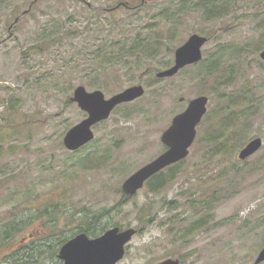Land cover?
I'll list each match as a JSON object with an SVG mask.
<instances>
[{
    "label": "rangeland",
    "instance_id": "rangeland-1",
    "mask_svg": "<svg viewBox=\"0 0 264 264\" xmlns=\"http://www.w3.org/2000/svg\"><path fill=\"white\" fill-rule=\"evenodd\" d=\"M34 1L0 0V222L38 216L0 244V264H18L23 240L71 236L88 214L104 207L109 215L101 234L113 226L138 230L117 264L168 258L254 264L264 246V144L246 160L239 159L237 143L213 151L202 141L213 124L204 117L189 156L161 171L162 190L152 192L146 183L127 200L122 184L166 150L162 134L192 98L207 95L208 112L220 108L221 92L200 69L156 76L193 33L209 37L204 58L224 51L227 64L235 63L232 85L221 90L254 98L259 112L249 118L245 142L254 136L264 141V0H223L214 14L190 7L177 14L186 5L182 0ZM168 8L176 11L159 14ZM138 30L151 41L162 36L157 58L134 54L106 64L98 59L93 66V57L83 55L109 36L133 37ZM43 31L55 33L51 48L42 49ZM139 83L146 93L97 124L92 142L77 151L66 148V131L87 116L70 100L78 85L110 97ZM142 210H150L143 220ZM45 230L50 232L41 235ZM33 233L38 237L29 239ZM58 252L44 254L39 264H62Z\"/></svg>",
    "mask_w": 264,
    "mask_h": 264
},
{
    "label": "water",
    "instance_id": "water-1",
    "mask_svg": "<svg viewBox=\"0 0 264 264\" xmlns=\"http://www.w3.org/2000/svg\"><path fill=\"white\" fill-rule=\"evenodd\" d=\"M208 41L209 38L205 35L191 34L182 45L177 47L174 63L159 70L156 76L172 77L184 67L201 61L204 57L203 47ZM261 57L264 60V49ZM145 93L146 88L140 83L126 87L110 97H107L101 89L90 91L85 85H78L70 100L77 103L87 116L66 131L63 139L66 148L74 151L92 141L95 138L96 124L108 119L118 105L135 101ZM180 100L184 101L185 97H180ZM209 100L207 95L194 97L189 101L186 109L173 117L161 137L167 149L124 180L122 189L126 195H136L151 177L189 156L198 136V126L208 112ZM263 144L264 141L260 136L251 138L239 150V159L246 160L253 156ZM137 231L134 227L122 229L120 226H113L97 237H90L82 232L64 243L58 257L65 260L66 264H117L124 258L127 245ZM263 261L264 247L254 264ZM160 264H180V260L168 258Z\"/></svg>",
    "mask_w": 264,
    "mask_h": 264
},
{
    "label": "trees",
    "instance_id": "trees-1",
    "mask_svg": "<svg viewBox=\"0 0 264 264\" xmlns=\"http://www.w3.org/2000/svg\"><path fill=\"white\" fill-rule=\"evenodd\" d=\"M36 1L37 0H35L34 2ZM220 1L223 0H182V2H185L186 5L184 7L180 6L178 8V10L180 11L177 14L185 12V7H190V10L202 8L206 10L208 14H214L213 10L215 8H217L219 11L222 8V5L219 4ZM224 1L229 4L232 3L230 2V0ZM124 4V2H120L118 4V7H121V5ZM116 8H113L112 10ZM172 11L176 10H174L173 8H168L162 10L159 14L168 16ZM216 14H221V12H218ZM125 30H127V28H125ZM129 33L118 39L109 36L95 43V45L92 44L89 48H86L83 55L86 57H93V66H96V61L98 59L101 60V63L106 64L107 62H116L121 59H126L128 56H133L134 54H143L145 58H157L161 51L160 38L162 36L158 35L156 40L151 41L148 37L144 36L142 30H138V32L133 37H131V34ZM43 35L44 38L42 40V49L48 46L51 48L56 41L55 33H53L52 31L51 33H49V35H47V32L43 31ZM225 55L226 53L222 51L221 55L216 54L215 58H210V60L203 58L198 63L188 65L182 69H200L199 75L202 77L210 78L213 81L214 90L221 92V94L219 95V99L221 100L219 110L210 111L205 115L206 119L204 118V123H206L209 118L212 117L211 120L213 121V124L210 125L207 134L202 138V141L207 145L209 144L210 149L216 152L222 151L223 148L233 149L232 146L235 143H237L235 144V146H237V149L239 147H242L247 142H245V136L247 135L248 128L252 122V120H250L249 118L259 112L257 106H253L256 105V101L249 94H243L241 92H222L221 88L232 85L233 71L235 70V63L227 64V58L224 59ZM237 149H235V151ZM92 157L93 155H91L89 159ZM161 173L162 172L157 173L147 181L152 192H159L165 187L166 181L162 179ZM136 195H126V198L127 200L132 199ZM142 211L145 212L140 215L141 220L146 217L150 210ZM46 213L50 214V212L48 211ZM108 213L109 209L104 207L103 209L88 214L87 221H89H86L87 223L82 222L81 226L74 230V233H77L78 231H84L92 236L100 234L107 227L104 226L105 223L102 221V219H106L109 215ZM42 216H44L43 213ZM36 217L38 216L30 215L18 218L19 220L12 219L8 222L1 221L0 244H4L7 241L16 238L20 233H22L32 224V220ZM46 222L53 221L48 220ZM71 236L66 234L64 236H57V238L53 239L51 234L45 237H41L38 240L35 239L32 244L29 245V247H26L22 250L26 251L28 248V250L23 253V255H21L19 259L26 258L29 262L40 263L44 258L43 255L46 253L48 257H54L57 254L59 247L64 244ZM53 241L55 243V248H52L51 242Z\"/></svg>",
    "mask_w": 264,
    "mask_h": 264
},
{
    "label": "flooded vegetation",
    "instance_id": "flooded-vegetation-1",
    "mask_svg": "<svg viewBox=\"0 0 264 264\" xmlns=\"http://www.w3.org/2000/svg\"><path fill=\"white\" fill-rule=\"evenodd\" d=\"M103 122V121H102ZM101 123V122H100ZM87 145V144H86ZM85 146V145H84ZM84 146H82L81 148H83ZM81 148H79V149H81ZM167 149V148H166ZM50 231H46L45 230V232H44V234H41V235H46V234H48ZM82 232H84V231H78L77 233H74L69 239H71V238H73V237H75L76 235H78L79 233H82ZM85 233H87V232H85ZM88 234V233H87ZM101 234V233H100ZM37 235V236H36ZM89 235V234H88ZM90 237H97V236H100L99 234L98 235H96V236H92V235H89ZM36 237H38V234H36V233H33L32 234V237H30L29 239H34V238H36ZM68 239V240H69ZM25 242H26V240H23L22 241V246L24 247V248H26V247H29V245L30 244H32L31 242L29 243V244H25ZM24 244V245H23ZM64 244H62L60 247H59V251H60V249H61V247L63 246ZM27 250H28V248H27ZM26 250V251H27ZM26 251H22L21 252V254H20V256L21 255H23V253H25ZM58 254H59V252H58ZM20 256L18 257V261H17V263L18 264H32V262H29L28 261V259H19L20 258ZM180 260V259H179ZM60 262L62 263V264H66V262H65V260H63V259H60ZM37 264H39V263H37Z\"/></svg>",
    "mask_w": 264,
    "mask_h": 264
}]
</instances>
